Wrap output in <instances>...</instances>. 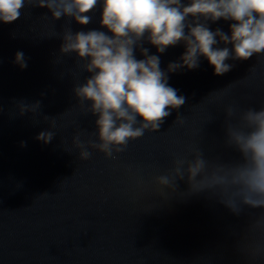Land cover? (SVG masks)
<instances>
[{
	"label": "water",
	"instance_id": "95a60500",
	"mask_svg": "<svg viewBox=\"0 0 264 264\" xmlns=\"http://www.w3.org/2000/svg\"><path fill=\"white\" fill-rule=\"evenodd\" d=\"M0 264H264V0H0Z\"/></svg>",
	"mask_w": 264,
	"mask_h": 264
}]
</instances>
